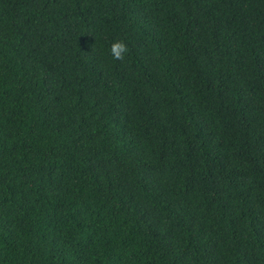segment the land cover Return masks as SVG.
Listing matches in <instances>:
<instances>
[{
	"label": "trees",
	"instance_id": "obj_1",
	"mask_svg": "<svg viewBox=\"0 0 264 264\" xmlns=\"http://www.w3.org/2000/svg\"><path fill=\"white\" fill-rule=\"evenodd\" d=\"M0 264H264V0H0Z\"/></svg>",
	"mask_w": 264,
	"mask_h": 264
},
{
	"label": "clouds",
	"instance_id": "obj_2",
	"mask_svg": "<svg viewBox=\"0 0 264 264\" xmlns=\"http://www.w3.org/2000/svg\"><path fill=\"white\" fill-rule=\"evenodd\" d=\"M127 52V45L122 40H116L110 45V54L114 60L123 61Z\"/></svg>",
	"mask_w": 264,
	"mask_h": 264
}]
</instances>
